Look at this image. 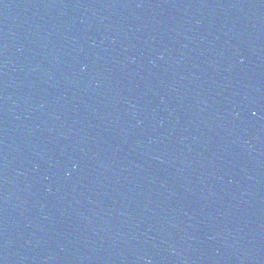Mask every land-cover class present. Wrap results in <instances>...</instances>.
Here are the masks:
<instances>
[{"label":"water","instance_id":"95a60500","mask_svg":"<svg viewBox=\"0 0 264 264\" xmlns=\"http://www.w3.org/2000/svg\"><path fill=\"white\" fill-rule=\"evenodd\" d=\"M0 264H264V0H0Z\"/></svg>","mask_w":264,"mask_h":264}]
</instances>
